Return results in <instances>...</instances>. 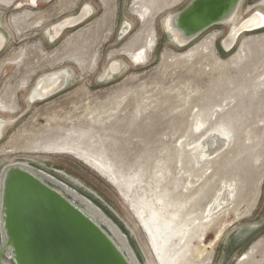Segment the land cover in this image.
I'll return each mask as SVG.
<instances>
[{"label":"rangeland","instance_id":"374dc122","mask_svg":"<svg viewBox=\"0 0 264 264\" xmlns=\"http://www.w3.org/2000/svg\"><path fill=\"white\" fill-rule=\"evenodd\" d=\"M190 1L0 0V117L15 122L0 172L27 161L81 179L143 264H161L159 247L198 264H264V227L249 233L264 219V30L229 53L222 25L178 48L163 22ZM262 1L244 0L237 22L264 13ZM86 6L90 16L48 41ZM59 72L65 89L30 104L35 83Z\"/></svg>","mask_w":264,"mask_h":264},{"label":"water","instance_id":"95a60500","mask_svg":"<svg viewBox=\"0 0 264 264\" xmlns=\"http://www.w3.org/2000/svg\"><path fill=\"white\" fill-rule=\"evenodd\" d=\"M243 1L191 0L165 20L186 47L208 29L229 22ZM221 47L225 52L222 43ZM52 75L63 80L64 85L41 101L67 86V72ZM28 101L40 102L36 97ZM73 197L82 208L88 207L96 214L97 221L75 206L71 202ZM263 227L264 219L260 227H254L249 233ZM2 261L8 264H143L127 235L88 195L27 161L11 162L0 172V264Z\"/></svg>","mask_w":264,"mask_h":264},{"label":"bare ground","instance_id":"6f19581e","mask_svg":"<svg viewBox=\"0 0 264 264\" xmlns=\"http://www.w3.org/2000/svg\"><path fill=\"white\" fill-rule=\"evenodd\" d=\"M261 5L264 6V1H262ZM91 13H92V10L90 9V7L86 6L84 9L81 10V12L78 15L71 17V18H68L65 21L57 24L56 26L53 27V29L46 32V37H47L48 41L54 42L58 38L60 33L65 28H69V26H74V25L80 23L81 21L86 19L88 16H90ZM144 16H145L144 13L141 12L140 16H139V20H143V19L145 20ZM237 17H238V12L233 16V18L229 22H227V23L224 22L222 24V26L230 27L229 33L223 38V40L221 42L223 48L225 49V52H228V53L233 49V46L236 45V43L238 42L239 37L241 35L250 34V33H254L257 31L264 30V13L259 9L252 11L248 17H246L245 19H243L239 23L237 22V19H238ZM163 28L165 30V33L168 35L169 39L171 40V42L179 44L180 45L179 47L181 49L187 48L189 45H192L201 36H203V34L206 32L205 31L200 36H198L188 46L183 47L178 35L170 27L169 21L165 20L163 22ZM4 41H6L5 36L0 33V47L3 45ZM145 52L146 51L144 49V54H145ZM132 58H134V56ZM141 60L143 63L144 59L142 58ZM131 63H133V62L131 61ZM138 64H140V62H138ZM120 71H121L120 65L115 63L106 72V77H110V78L115 77L116 74ZM64 74L65 73H63V77L65 76ZM47 76H46V78H44V80H40V82L36 86V88L34 86L31 88V90L28 92V94L26 96V98H28V100H29V98L34 100V97H36L37 101H41L42 99H44V97L48 96L52 92L57 91L60 87H62L64 85V81L63 80L60 81V78L58 76H53L52 74H47ZM54 78H56V79H54ZM30 102H33V101H30ZM14 123L15 122H13V120H5V119L0 117V139L3 137L4 131L6 130V128L12 126ZM207 151L210 152L209 150H207ZM47 169H49L52 173H55L58 177H60L64 181L70 183L71 185H73L75 188L79 189L80 191H82L86 195H88L90 198H94L95 200H97L99 203L104 205L113 215H115L117 217L116 213L109 207L107 202L100 196V194H98L95 190H93L89 185L85 184L81 179L74 177L73 175L66 172L64 169H59L57 167H55V168L54 167H47ZM59 192L63 193L62 190H59ZM71 200H72L71 202L75 206H78L79 208L81 207L80 205L77 204L76 198L73 197V199H71ZM80 209L84 213H86L87 215L92 217L95 221H97L96 214L92 213V211L88 207H84V208L81 207ZM164 220L165 219H163L162 222L160 223V225L158 227H156L158 232H163L165 229H168V225L171 224V223H167ZM171 220H172V218H171ZM173 226H174V224H173ZM127 229L129 230L128 227H127ZM129 231L131 232V230H129ZM159 248H156V254H157V258L161 264H198L197 263L198 260H196L197 258H193V257L185 258V256H184L185 250H184V252H179L175 256H172L170 258H165L163 256V254L161 253V250ZM139 251H141V250H139ZM140 253L143 256L142 251ZM143 258H144V260H146V258L144 256H143Z\"/></svg>","mask_w":264,"mask_h":264}]
</instances>
